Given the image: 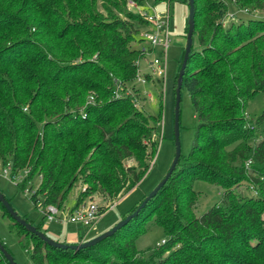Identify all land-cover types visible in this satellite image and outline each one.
<instances>
[{"label":"trees","instance_id":"1","mask_svg":"<svg viewBox=\"0 0 264 264\" xmlns=\"http://www.w3.org/2000/svg\"><path fill=\"white\" fill-rule=\"evenodd\" d=\"M53 1L57 10L33 9L34 19L42 17L45 30L29 35L42 37L40 46L28 36L19 37L29 31L33 18L0 20V39L7 41H0L5 75L0 80V158L15 170H28L22 189L40 174L38 191L31 195L35 206L41 199L44 206L63 208L81 177L85 185L75 205L95 193L104 202L103 213L150 168L157 149L152 138L156 116L136 108L130 96L113 94L115 82L128 81L136 73L138 48L128 46L136 41L132 23L117 17L102 20L95 12L99 0ZM101 1L128 13L126 0ZM228 1L238 9L264 12V0ZM226 9L227 0H194L193 41L196 38L199 49L192 45L183 76L197 119L191 149L125 226L86 248H55L12 219L0 202L11 220L10 233L33 264H264V181L249 176L257 196H240L233 188L247 173L244 166H233L236 160L250 159L253 169L264 170V137L248 145L255 125L247 126L245 117L248 100L264 93V19L224 24ZM26 47L33 50L26 53ZM16 48L21 50L15 52ZM93 54L96 59L90 61ZM76 57L82 61L72 62ZM62 68L86 70L92 77ZM91 89L103 101L80 111ZM43 117L49 119L40 126ZM263 117L264 111L256 123ZM233 143L237 144L227 151ZM130 160L135 164L127 165ZM186 175L191 182L182 184ZM198 178L223 192L218 204L196 216L198 192L192 181ZM151 215L168 238L155 248L138 250L135 239ZM45 220L42 215L38 230ZM0 264H9L1 252Z\"/></svg>","mask_w":264,"mask_h":264},{"label":"rangeland","instance_id":"2","mask_svg":"<svg viewBox=\"0 0 264 264\" xmlns=\"http://www.w3.org/2000/svg\"><path fill=\"white\" fill-rule=\"evenodd\" d=\"M133 0H126L124 8L126 13H121L114 6L108 2H102L101 0L96 3V14L101 16L102 20L109 21L108 17H117L125 20L129 23H132V30H134L135 38L137 42H140V34L144 30L145 25L141 24L137 20V17H141L134 5L130 4ZM164 2V3H161ZM141 0H138L137 3H140ZM150 3L156 2L158 7V12L166 13L169 11V31H170V42L167 50L166 58V73L164 76L158 75L156 72H153L151 67L147 68V65L144 62V56L138 54L137 58L134 60L136 65L135 76L128 80L122 81L119 80L113 85V94L117 96L118 94H125L132 98V102L136 108L143 109L146 113L156 116L155 124L156 127L153 130V139L157 142V149L154 154L153 159L151 160V165L148 171L145 173L143 178L137 183L131 190L126 192L124 195L120 196L112 206L108 205V208L100 215L99 219L95 223L92 229L87 230L86 227L82 226L79 223H73L68 220L63 221H44L42 224V232H44L48 237L59 241L65 242V238L69 234H76L78 238H84L83 241H87L92 237L110 229L121 219L125 218L131 212H133L135 207H137L144 198L156 187L160 180L164 177L168 171L175 152L174 145V106H175V83L176 76L182 61L184 45H185V27L188 18V6L187 0H148ZM52 7L57 10L53 0H0V20L14 19L16 16L23 17L28 15L33 18V22L28 24L26 27H29V31L24 33L19 37L28 36L31 38V41L40 46V40L42 37L34 34L36 32H43L45 29L42 26V17L34 19L33 16H36L37 13L33 11L36 7V10L44 7ZM9 17V18H8ZM263 18L264 12L254 9H238L235 8L227 0V9L225 11V17L221 21L225 22L230 20H248L249 18ZM5 21V22H6ZM4 22V21H2ZM33 39V40H32ZM2 43L7 42L4 38H1ZM136 41L128 42V46L134 47L138 43ZM1 44V43H0ZM193 49H199L196 38L193 41ZM19 49H15V52H18ZM33 50V47H26L25 52L29 53ZM14 52V53H15ZM0 57L4 58L3 55ZM161 59L162 55L160 50L156 49V52L153 55L148 57L149 62L153 58ZM55 60L53 56H51ZM96 59V54H93L89 57L90 61ZM81 62V57H76L71 61ZM88 60V59H87ZM66 61V60H64ZM69 61V62H71ZM60 62V60L55 61ZM23 68H28L26 65H23ZM103 68V67H102ZM57 69H53V72H56ZM62 72H79L80 75L85 76V78L92 77L91 74L86 70H74L70 71L68 68H62ZM58 70V71H61ZM2 65H0V80L2 76H5ZM31 86V85H30ZM32 92L35 91V88L31 86ZM103 101L102 98H99L95 90L87 91L85 101L79 110L82 111L88 105L100 104ZM26 109V108H25ZM65 111V109H64ZM264 111V93H257L252 99L248 100L246 105V119L247 126L251 128L252 124L255 125V136L251 141H248V145L255 143L261 140L264 137V117L259 122L256 123V120L259 115ZM67 112L65 111L64 114ZM49 117H43L39 121L41 126L43 123L48 121ZM197 125V119L195 117V111L191 103L188 91L185 86L181 88V101H180V116H179V136H180V145H181V161H184L187 157L192 141L194 138L195 127ZM244 142V141H243ZM242 142V143H243ZM241 143V144H242ZM237 143H233L228 146L226 150L232 149ZM244 145V144H242ZM184 158V159H183ZM250 160V159H249ZM243 161L241 163L239 160H236L233 163V166H244L247 170L245 178L241 179L238 184H236L235 191L240 196H257V190L253 187L255 184L254 180L249 176L252 174L254 176H260V180L264 181V175L261 176V173H264V170L260 172L251 167L252 161L250 163ZM127 165H134L133 160L127 161ZM243 164V165H242ZM18 173L23 178L25 177L24 170L17 168ZM254 172V173H253ZM40 174L33 177L31 190L34 192L38 191L41 178ZM191 177L188 175L183 177L182 184L190 183ZM85 183L82 182L81 177L77 178L74 186L71 188L67 201L65 202L64 208H69L71 210L75 209L78 205L68 206L74 202V195L83 188ZM29 184H26L25 188H20V182L17 180H10L8 178L0 176V192L5 196V198L10 202L14 209L29 222H32L33 225H38L42 220V213L37 206L31 201V192L28 191ZM193 189L198 192V198L196 204L193 208V211L196 216H199L206 212L211 206L218 204L220 202L223 189L217 185L211 184L204 179H193L192 181ZM252 187V188H251ZM30 190V191H31ZM90 201H99L102 205L103 200H99L98 196L94 193L88 196L85 199V203ZM134 209V210H133ZM133 210V211H132ZM154 215H151L144 221L143 230L135 239V245L138 250H146L148 248H155L161 242L166 240L168 236L163 227L159 226L154 221ZM8 224H11V220L7 215L0 209V239L5 244L9 252L13 255L14 260L17 264H33L31 261L30 255L27 251L20 248L16 238L8 229ZM87 231V232H86ZM81 238V239H82ZM118 243V241H117ZM165 253L163 256H166ZM48 264V263H45Z\"/></svg>","mask_w":264,"mask_h":264},{"label":"built area","instance_id":"3","mask_svg":"<svg viewBox=\"0 0 264 264\" xmlns=\"http://www.w3.org/2000/svg\"><path fill=\"white\" fill-rule=\"evenodd\" d=\"M161 3L164 2L161 1ZM130 4L136 7L138 14L146 21L145 28L140 34L141 40L140 42H137L138 52L140 55L144 56L143 60L147 65V68L150 66L153 72L164 76L166 73L167 50L170 42L169 11L166 13L158 12L157 3L154 2L152 4L147 0H141L140 3H137V0H133ZM156 49L160 50V54L162 55L161 59L154 57L149 62L148 57L153 55L156 52ZM247 162L250 163V160ZM24 172L26 176L28 170H24ZM0 176L12 181L17 180L21 182L23 180V177L19 175L18 170L13 169L12 163L10 161L4 162L1 158ZM28 184L30 185L28 191L31 192L32 195L35 193L31 190L32 181H28ZM98 199L100 200L99 197ZM41 202V199H37L36 205L40 212L45 216L46 221L68 220L73 223L81 224L86 227L87 230H90L95 226V223L102 214L99 201H90L88 203L83 202L73 210L64 207L58 208L51 204L44 206ZM161 243H164V240Z\"/></svg>","mask_w":264,"mask_h":264},{"label":"water","instance_id":"4","mask_svg":"<svg viewBox=\"0 0 264 264\" xmlns=\"http://www.w3.org/2000/svg\"><path fill=\"white\" fill-rule=\"evenodd\" d=\"M188 6V18H187V31L185 33V45L183 51L182 61L176 76V83H175V106H174V145H175V152L172 163L164 175V177L160 180V182L156 185V187L144 198V200L135 208L133 212L127 215L125 218L121 219L117 222L113 227L110 229L92 237L87 241H80L77 243H67V242H59L50 237H48L44 232L38 230L35 225L31 224L25 218H23L10 204V202L5 198V196L0 192V202L11 216L17 223L22 225L27 231L34 233L37 235L41 240H43L46 244L51 247L55 248H63V249H72V250H79L82 248H86L96 243L100 242L101 240L105 239L113 235L117 230L121 229L125 226L133 217H135L138 212L146 205V203L158 192V190L166 183L168 178L171 176L172 172L175 170L180 156H181V145H180V136H179V116H180V101H181V88L183 86V76L185 73V68L187 65V61L189 55L191 53V48L193 45V31H194V0H187ZM0 252L4 256V258L8 261L9 264H17L14 260L11 253L5 248L4 244L0 241Z\"/></svg>","mask_w":264,"mask_h":264},{"label":"crops","instance_id":"5","mask_svg":"<svg viewBox=\"0 0 264 264\" xmlns=\"http://www.w3.org/2000/svg\"><path fill=\"white\" fill-rule=\"evenodd\" d=\"M148 1V0H147ZM77 194H78V192L74 195V202L71 204V205H68V206H74L75 205V203H76V197H77ZM81 204V203H80ZM82 238V237H81ZM79 239L78 238V236L76 235V234H69L68 236H67V238H65V242H67V243H77V242H80V241H83L84 240V238H82V239Z\"/></svg>","mask_w":264,"mask_h":264}]
</instances>
